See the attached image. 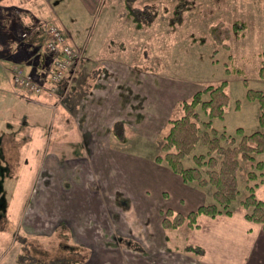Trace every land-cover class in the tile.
<instances>
[{"label":"rangeland","instance_id":"374dc122","mask_svg":"<svg viewBox=\"0 0 264 264\" xmlns=\"http://www.w3.org/2000/svg\"><path fill=\"white\" fill-rule=\"evenodd\" d=\"M97 1L93 13L90 11V5L88 4L87 7L85 5L88 3L87 0L53 2L56 4V14L62 24V27L59 26L65 33L69 31L72 40L79 49H82L81 62L88 55V47L97 46V43L105 38L109 41L106 53L119 61V67H122L126 73L131 70L143 73L137 84H133L131 77H127L126 85L122 87L123 92L119 95V102L126 100L120 111L123 121L125 119L127 123H112L108 125L111 129L105 128L101 131L105 136H102V140L97 134L91 139L92 144H105L112 149L123 146L121 151L125 156L122 155L121 158L114 154L106 157L105 160L110 166L116 163V177L126 181V187H123V180H115V183L111 184L112 194L109 199L115 208L114 201L118 203L124 199L118 195H123L125 192L130 196L129 192L132 193V189L128 188V184L137 187L134 182L139 181V177L142 180L144 173H147L145 167L155 163L154 156L160 153L163 136L169 128L168 119L181 113L179 102L189 99L197 89L209 83L217 84L225 81V89L230 99L223 117L213 118L212 123L216 128L233 132L239 126L246 130H253L258 126V104L257 101L246 97V90L247 88L264 90V77L259 75L262 51H264V0ZM178 2L181 3V9L179 12L175 11L174 24L169 25L168 18L171 17L172 7ZM126 3L137 6L149 3L150 20L143 28L137 29L126 18ZM236 20L243 22L242 34L240 36L232 34L228 39L227 48L216 45L209 38L208 28L211 25L217 22L230 25ZM109 61L107 60L106 63ZM92 67L99 69L103 65L94 64ZM139 88L142 89L143 96L141 112H138L136 109L138 107L132 104L133 99L130 97L136 90L139 92ZM82 89L87 91L85 87ZM63 103L65 104V101L59 104ZM22 105L23 101L19 97L0 93V264H30L31 260L47 261L75 254L70 247L65 246L68 241L64 237L57 236L55 239L51 236L52 238L47 240L40 236H29L20 227L22 224L20 212L23 211L24 202L27 201L28 189L39 178H37L39 173L36 174L41 159L39 154L44 151L52 152L56 126L49 118L46 129L43 130L44 136L39 132L40 137L32 141L31 148L28 147L27 144L30 142L23 138L26 127L18 119L20 112L17 107ZM24 105L28 106V103L25 102ZM197 110L202 118H207L200 106ZM29 113L32 117L30 111ZM137 114L138 116L141 114L142 117L135 121ZM49 115H52L51 112ZM124 127L125 132L124 135H120L121 139L113 138L111 133L107 139L108 131L120 134ZM95 132L96 129L92 133ZM72 149L76 150V148ZM67 152L66 147L58 149L59 154H67ZM111 153L113 154V150ZM259 158L264 160V154L259 155ZM191 163L186 161V164ZM161 165L165 166V164ZM42 177L43 173H41ZM34 184V187L29 189L32 194L37 192L40 183ZM170 185L171 183L163 177L143 179L138 189L146 186V193L143 195L149 198L147 199L149 211L143 209L145 206L141 208L140 204L135 205L134 201L129 199L120 206L118 212L122 213L125 210L127 212L124 215L128 217L127 222L125 221L126 226H123L126 234L120 235L122 243L132 241L136 235L137 241L153 244L156 243L154 237H158V240L164 239L161 236L163 233L168 234L170 238L168 245L186 249V229L191 226L183 224L169 230L161 223L166 208L176 206L175 196L169 189ZM162 187L167 188V191L170 190L168 197H166L167 193L164 196L160 193ZM242 189L244 190V186ZM130 202L133 204L131 205ZM186 202L185 206H190L191 201L189 203L187 199ZM236 203L241 205L239 201H235L232 207ZM156 207L158 211L150 212ZM175 209L186 214L194 208ZM154 227H159L162 231H159V236L156 235ZM22 255L27 258H23ZM78 255L81 257V253H76V257Z\"/></svg>","mask_w":264,"mask_h":264},{"label":"crops","instance_id":"0c3cea01","mask_svg":"<svg viewBox=\"0 0 264 264\" xmlns=\"http://www.w3.org/2000/svg\"><path fill=\"white\" fill-rule=\"evenodd\" d=\"M53 1L56 2L0 0V93L19 97L23 101V105L17 107L20 112L18 119L26 127L23 138L30 142L28 147L31 148L32 141L40 137L39 132L44 136L43 130L45 131L49 118L50 122L56 125L52 152L44 151L39 154L41 159L36 171L39 178L33 184H40L36 193L29 191L36 184L30 185L28 189L27 201L24 202L23 211L20 210V227L29 236H40L47 240L52 238L51 236L55 239L57 236L64 237L68 241L65 246L75 252L74 256L70 254L68 257L71 262L76 260V264H264V228L260 223L247 220L244 209L238 203L233 206L231 214H218L214 217L200 214L197 217V226L186 229L185 245L189 243L199 246V254L168 245L170 238L168 234L163 233L161 236L164 239L161 240H164V243L160 238L158 240V237H154L156 243L153 244L139 242L136 235L132 241L122 243L120 235L126 234L123 226H126L128 217L124 215L127 211L118 212L120 206L129 199L134 201L135 205L140 204L141 208L145 206L143 209L149 211V198L143 195L146 193V186L138 189L143 179L163 177L171 183L169 189L175 196L176 206L169 208L173 211L179 207H185L186 210L196 208L201 203L211 201V191L184 183L180 176L173 174L168 167L151 163L145 167L147 173H144L142 180L139 177V181L134 182L137 187L127 183L128 188L132 189L130 196L125 192L118 195L124 198L123 201L117 203L115 200L116 207L114 208V204L112 206L109 199L112 194L111 184L115 183V180H123V187H126V181L116 177L117 164L110 166L105 160L114 154L121 158L125 156L121 151L123 146L112 149L105 144H92L91 139L97 134L102 140L104 133L101 131L105 128L109 130L108 125L112 123H127L125 119L123 121L120 111L126 100L119 102V95L123 92L122 87L126 85L127 77H131V82L137 84L143 73L134 70L126 73L119 67V61L106 53L109 41L103 38L97 41V46L88 47L85 62L80 61L62 100L65 104L55 105L54 98L45 91L30 96L34 93L14 86L11 82L13 64L21 65L25 72L36 75L41 81L47 76V68L53 54L44 48V26L47 23H55L62 27ZM87 1L86 7L89 4L93 13L98 1ZM23 32L26 33L24 36ZM66 35L70 43L78 46L69 31ZM105 60L110 61L106 63ZM94 64L103 67L94 69ZM84 87L87 91L82 89ZM139 92L136 90L130 97L133 99L132 104L141 112V88ZM25 102L28 106L24 105ZM114 112L119 115H114ZM139 117H142L141 114L135 116V121ZM95 129L97 133H92ZM121 131L120 134L108 131L106 137L108 139L111 133L113 138L121 139L120 135H124L125 127ZM63 147L67 148V154L58 153V149ZM135 172L138 175L137 170ZM157 173L159 175H156ZM166 189L162 187L160 193L162 196L167 193L168 197L170 190ZM256 195L264 200V180L256 188ZM187 199L189 203L191 201L190 206H185ZM112 208L117 209L116 212ZM158 210L156 207L150 212ZM154 229L159 236V227ZM76 253H81V257H76Z\"/></svg>","mask_w":264,"mask_h":264},{"label":"trees","instance_id":"16d2710c","mask_svg":"<svg viewBox=\"0 0 264 264\" xmlns=\"http://www.w3.org/2000/svg\"><path fill=\"white\" fill-rule=\"evenodd\" d=\"M181 3L172 7L169 25L174 24V15L181 9ZM126 18L141 29L150 20L149 3L129 5L126 3ZM243 22L236 20L230 25L217 22L208 28L209 38L218 46L228 47L232 34H242ZM264 77V51L259 67ZM246 97L258 104V126L246 130L239 126L233 132L218 129L213 118H222L229 103L225 81L206 84L192 93L189 99L179 102L181 113L168 119L169 128L163 136L160 153L154 156L156 164H165L184 183L211 191L212 200L199 204L183 214L166 208L162 218L165 229H176L183 224L195 226L199 214L214 217L231 214L232 203L239 201L245 209L247 220L260 223L264 228V200L256 195V188L264 180V90L247 88ZM207 118H202L197 107ZM191 161V164H186ZM244 186V190L242 189ZM186 250L200 253L201 248L192 244ZM22 257H26L22 255ZM73 260V259H72ZM80 260V259H79ZM30 262V261H29ZM70 257H59L48 262L31 260L30 264H76Z\"/></svg>","mask_w":264,"mask_h":264},{"label":"built area","instance_id":"2783aa9c","mask_svg":"<svg viewBox=\"0 0 264 264\" xmlns=\"http://www.w3.org/2000/svg\"><path fill=\"white\" fill-rule=\"evenodd\" d=\"M44 48L53 54L47 76L43 81L27 73L19 64L11 67V82L28 93L45 91L54 98V104L61 103L82 58V49L70 43L65 31L55 23L45 24ZM26 33L23 32L24 36Z\"/></svg>","mask_w":264,"mask_h":264}]
</instances>
